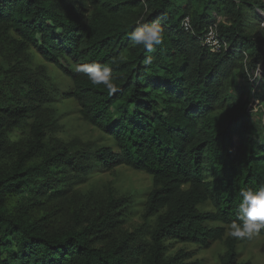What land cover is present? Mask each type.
Returning <instances> with one entry per match:
<instances>
[{"label": "trees", "instance_id": "trees-1", "mask_svg": "<svg viewBox=\"0 0 264 264\" xmlns=\"http://www.w3.org/2000/svg\"><path fill=\"white\" fill-rule=\"evenodd\" d=\"M189 1L197 8L191 13L180 12L175 0H0V25L71 80L67 96L82 119L115 143L116 154L96 152L101 169L125 166L152 178L144 211L145 217H155L149 244L140 247L97 235L89 226L52 231L32 220L28 208L14 211L10 202L34 189L28 162L44 150L42 126L31 125L25 147L11 152L10 169L0 170V264H188L183 252L165 257L168 242L202 248L221 242L220 264H250L239 263L236 252L239 243L249 241L228 233L240 191L264 185V125L258 118L261 128L255 130L254 113L247 112L263 99L251 87L249 102L227 109L230 96L224 90L244 54L250 55V67L264 64V42L244 34L246 11L261 5L257 0ZM138 12L145 22L159 21L164 28L163 43L152 53L128 40ZM215 14L229 25L216 24ZM185 18L189 32L181 26ZM212 27L227 43L216 53L201 44ZM147 55L154 57L151 65L143 64ZM93 63L112 69L117 92L110 95L75 70ZM19 101L11 106L0 101L4 119L30 118L35 106ZM7 148L0 141V154ZM53 162L74 166L65 152L43 163ZM53 184L48 179L38 189L45 192ZM116 203L110 199L108 209ZM104 241L110 244L95 247Z\"/></svg>", "mask_w": 264, "mask_h": 264}, {"label": "rangeland", "instance_id": "rangeland-1", "mask_svg": "<svg viewBox=\"0 0 264 264\" xmlns=\"http://www.w3.org/2000/svg\"><path fill=\"white\" fill-rule=\"evenodd\" d=\"M175 1L180 12L197 10L189 0ZM257 1L261 8L246 11L244 34L264 42V0ZM142 16L138 12L132 19L137 21ZM214 20L216 24L229 25L223 15L215 14ZM250 62L249 53L238 58L237 68L224 91L230 96L227 109L238 106L242 100L246 101L242 106L245 105L253 91L263 99L247 108L249 115L254 113L250 123L255 130H260L259 119L264 125V64L260 62L252 68ZM72 88L71 80L56 66L43 61L33 48L21 44L11 30L0 25V101L11 106L18 99L19 103H32L36 108L28 120L19 123L4 119L0 112V141L8 147L0 154V170L10 169L14 161L11 152L25 147L31 125L40 124L44 134L43 152L28 162V167L34 170L30 174L33 192L14 198L11 208L14 211L28 208L32 220L40 221L52 231H79L89 226L95 234H109L119 244L145 247L155 228V217H145L144 211L146 199L153 191L152 178L125 166L107 172L101 169L94 157L96 152L105 149L116 154L115 143L82 119L77 103L67 96ZM26 95L33 99L28 101ZM62 152L74 166L43 163ZM48 179L54 183L53 189L39 190ZM110 199L117 203L108 209ZM207 210V207L201 208V211ZM110 221L115 225L112 230ZM109 244V241L98 242L95 247ZM165 246L166 258L183 252L188 255L185 261L188 264H220L224 252L221 242L213 243L210 248L173 242ZM236 252L239 263L264 264V237L239 243Z\"/></svg>", "mask_w": 264, "mask_h": 264}, {"label": "clouds", "instance_id": "clouds-1", "mask_svg": "<svg viewBox=\"0 0 264 264\" xmlns=\"http://www.w3.org/2000/svg\"><path fill=\"white\" fill-rule=\"evenodd\" d=\"M136 25L128 34V40L133 46H142L146 52L152 53L156 46L163 43L164 28L159 21L145 22V18L140 17ZM153 59L152 55H147L143 64L151 65ZM75 70L84 73L91 84L103 85L110 95L118 91L110 67L93 63L77 65ZM240 196L236 220L232 221L228 235L238 241H252L264 234V185L255 190L242 189Z\"/></svg>", "mask_w": 264, "mask_h": 264}, {"label": "built area", "instance_id": "built-area-1", "mask_svg": "<svg viewBox=\"0 0 264 264\" xmlns=\"http://www.w3.org/2000/svg\"><path fill=\"white\" fill-rule=\"evenodd\" d=\"M181 26L185 32H189L191 30L188 18L183 19ZM201 44L207 48L210 53H216L227 47V43L221 38H218L216 35V30L213 27L210 28L208 32L202 37Z\"/></svg>", "mask_w": 264, "mask_h": 264}]
</instances>
